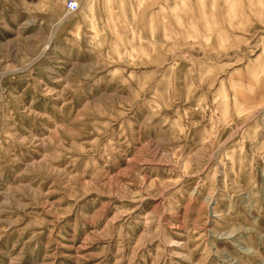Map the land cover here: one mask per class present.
I'll use <instances>...</instances> for the list:
<instances>
[{
  "label": "rangeland",
  "instance_id": "rangeland-1",
  "mask_svg": "<svg viewBox=\"0 0 264 264\" xmlns=\"http://www.w3.org/2000/svg\"><path fill=\"white\" fill-rule=\"evenodd\" d=\"M0 0V264H264V0Z\"/></svg>",
  "mask_w": 264,
  "mask_h": 264
},
{
  "label": "built area",
  "instance_id": "built-area-1",
  "mask_svg": "<svg viewBox=\"0 0 264 264\" xmlns=\"http://www.w3.org/2000/svg\"><path fill=\"white\" fill-rule=\"evenodd\" d=\"M79 8L78 0H65L64 2V10L65 14L74 13Z\"/></svg>",
  "mask_w": 264,
  "mask_h": 264
}]
</instances>
